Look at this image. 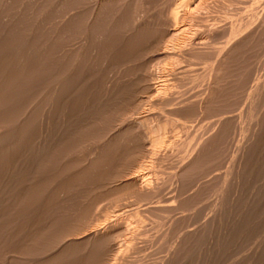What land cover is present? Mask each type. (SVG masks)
<instances>
[{
  "label": "rangeland",
  "instance_id": "obj_1",
  "mask_svg": "<svg viewBox=\"0 0 264 264\" xmlns=\"http://www.w3.org/2000/svg\"><path fill=\"white\" fill-rule=\"evenodd\" d=\"M6 1L0 264H264V0Z\"/></svg>",
  "mask_w": 264,
  "mask_h": 264
},
{
  "label": "bare ground",
  "instance_id": "obj_2",
  "mask_svg": "<svg viewBox=\"0 0 264 264\" xmlns=\"http://www.w3.org/2000/svg\"><path fill=\"white\" fill-rule=\"evenodd\" d=\"M5 1H6V0H5ZM22 1H24V0H22ZM59 1H60V0H59ZM61 1H62V0H61ZM89 1H90V0H89ZM6 2H8V1H6ZM6 2H5V3H6ZM13 2H14V1H13ZM13 2H12V3H13ZM15 2L17 3L18 1H15ZM15 2H14V3H15ZM20 2H21V0H20ZM25 2H26V1H25ZM96 2H97V1H96ZM98 2H99V1H98ZM142 2H143V1H142ZM220 2H221V1H220ZM14 3H13V4H14ZM61 3H62V2H61ZM83 3H84V1H83ZM86 3H87V2H86ZM187 3H189V1H188ZM200 3H201V2H200ZM0 4H1V3H0ZM98 4H100V2H99ZM195 4H196V3H195ZM222 4H223V3H222ZM230 4H231V3H230ZM2 5H5L4 2H3ZM9 5H10V4H8V6H9ZM11 5H12V4H11ZM19 5H21V4H19ZM50 5H51V4H50ZM50 5H49V6H50ZM81 5H82V4H81ZM88 5H89V4H88ZM91 5H92V4H91ZM187 5H190V4H187ZM219 5H220V4H219ZM12 6H15V5H12ZM62 6H63V5H62ZM82 6H83V5H82ZM205 6H206V5H205ZM222 6H223V5H222ZM4 7H6V5H5ZM15 7H16V6H15ZM50 7H51V6H50ZM99 7H100V6H99ZM219 7H220V6H219ZM8 8H10V6H9ZM8 8H7V9H8ZM24 8H25V7H24ZM57 8H58V7H57ZM88 8H90V7H88ZM91 8H92V7H91ZM201 8H202V7H201ZM204 8L206 9V7H204ZM204 8H203V9H204ZM208 8H209V7H208ZM228 8L231 9V7H228ZM5 9H6V8H5ZM7 9H6V12H7ZM22 9H23V8H22ZM51 9H52V7H51ZM79 9H80V8H79ZM93 9H94V8H92V11H93ZM110 9H111V8H110ZM203 9H202V10H203ZM2 10H3V15H4V8H2V9L0 8V11H2ZM11 10H12V8H11ZM57 10H58V9H57ZM59 10H60V9H59ZM83 10H84V9H83ZM83 10H82V13L85 14V12H83ZM86 10H87V9H86ZM88 10H89V9H88ZM96 10H99V9L96 8ZM219 10H220V9H219ZM23 11H25V10H23ZM23 11H22V12H23ZM60 11H61V10H60ZM90 11H91V10H90ZM90 11H89V12H90ZM80 12H81V11H80ZM80 12H79V13H80ZM110 12H111V11H110ZM204 12H205V11H204ZM7 13H8V12H7ZM51 13H52V12H51ZM90 13H91V12H90ZM167 13H168V12H167ZM169 13H170V11H169ZM208 13H209V12H208ZM14 14H15V13H14ZM55 14H56V13H55ZM110 14L112 15L113 13H110ZM110 14H107V15L109 16ZM1 15H2V14H1ZM1 15H0V16H1ZM5 15H6V14H5ZM52 15H53V14H52ZM103 15H104V14H103ZM107 15H106V16H107ZM164 15H165V14H164ZM197 15H198V14H197ZM216 15H218V14H216ZM229 15H230V14H229ZM27 16H28V15H27ZM54 16H55V15H54ZM54 16H53V17H54ZM88 16H89V15H88ZM94 16H95V14H94ZM104 16H105V15H104ZM106 16H105V18H106ZM167 16H168V15H167ZM203 16H204V15H203ZM209 16H210V15H209ZM3 17H4V16H3ZM3 17H2V18H3ZM18 17H19V15H18ZM18 17H17V18H18ZM77 17H78V16H77ZM80 17H81V15H80ZM83 17H85V15H84ZM83 17H82V19H83ZM92 17H93V15H92ZM101 17H103V16H101ZM78 18H79V17H78ZM88 18H89V17H88ZM165 18H166V17H165ZM169 18H171V16H169ZM169 18H168V20H169ZM222 18H223V17H222ZM10 19H11V18H10ZM19 19H20V17H19ZM51 19H52V18H51ZM79 19H80V18H79ZM82 19H81V20H82ZM94 19H95V18H94ZM113 19H114V18H113ZM206 19H207V16H206ZM208 19H209V18H208ZM12 20H13V19H12ZM52 20H53V19H52ZM87 20H89V19H87ZM100 20H101V19H100ZM6 21H7V20H6ZM83 21H84V20H83ZM108 21H109V20H108ZM206 21H207V20H206ZM4 22H5V21H4ZM16 22H17V20H16ZM16 22H15V23H16ZM84 22H87L86 19H85ZM84 22H81V21H80V22H78V24L81 23V25H82V23L84 24ZM168 22H169V21H168ZM175 22H176V21H174V23H175ZM98 23H99V22H98ZM110 23H111V22H110ZM174 23H173V24H174ZM194 23H195V22H194ZM8 24H9V23H8ZM10 24H11V23H10ZM18 24H20V22H19ZM71 24H74V22L71 23ZM88 24H89V23H88ZM99 24H100V23H99ZM168 24H169V23H168ZM168 24H167V25H168ZM206 24H207V23H206ZM208 24H209V23H208ZM74 25H76V24H74ZM74 25H72V26H74ZM84 25H85V24H84ZM84 25H83V26H84ZM72 26H71V27H72ZM106 26H107V25H106ZM165 26H166V25H165ZM33 27H34V26H33ZM76 27H77V26H76ZM155 27H156V26H155ZM197 27H198V26H197ZM202 27H204V26H202ZM206 27H207V26H206ZM230 27L232 28V26H230ZM19 28H21V27H19ZM74 28H75V27H74ZM77 28H78V27H77ZM85 28H86V27H85ZM106 28H107V27H106ZM166 28H167V27H166ZM173 28H174V27H173ZM173 28H172V29H173ZM207 28H208V27H207ZM207 28H206V29H207ZM68 29H69V28H68ZM198 29H199V28H198ZM225 29H226V27H225ZM70 30H71V29H70ZM86 30H87V29H86ZM164 30H165V29H164ZM168 30H169V29H168ZM207 30H208V29H207ZM207 30H206V33H208ZM219 30H220V29H219ZM231 30H232V29H231ZM12 31H13V30H12ZM15 31H16V30H15ZM82 31H84V30H82ZM162 31H163V30H162ZM223 31H224V30H223ZM234 31H235V30L231 31V32L228 33L227 35H229V34H230V35L234 34V33L236 32V31H235V32H234ZM74 32H75V31H74ZM76 32H78V31H76ZM86 32H87V31H86ZM95 32H96V31H95ZM225 32H226V31H225ZM239 32H240V31H239ZM68 33H69V31H68ZM78 33H79V32H78ZM165 33H167V32H165ZM210 33H211V32H210ZM220 33H221V32H220ZM73 34H74V33H73ZM81 34H82V32H81ZM102 34H103V33H102ZM12 35H13V34H11V37H12ZM172 35H173V34H172ZM172 35H171V37H173ZM235 35H236V34H235ZM39 36H40V35H39ZM65 36H66V35H65ZM74 36H75V35H74ZM79 36H80V35H79ZM177 36H178V35H177ZM177 36H176V37H177ZM232 36H233V35H232ZM239 36H240V35H239ZM8 37H9V36H8ZM66 37H67V36H66ZM66 37H65L64 39H66ZM69 37H71V36H69ZM100 37H101V36H100ZM100 37H99V38H100ZM146 37H147V36H146ZM4 38H5V37H4ZM31 38H32V37H31ZM167 38H168V37H167ZM5 39H6V38H5ZM9 39H10V38H8L7 40H9ZM70 39H71V38H70ZM70 39H69V40H70ZM87 39H88V38H87ZM93 39H94V38H93ZM217 39H218V38H217ZM240 39H241V38H240ZM0 40H1V39H0ZM66 40H67V39H66ZM77 40H78V39H77ZM142 40H143V39H142ZM174 40H175V39H174ZM228 40H229V39H228ZM236 40H237V39H236ZM1 41H2V40H1ZM9 41H10V40H9ZM9 41H8V42H9ZM70 41H73V39L70 40ZM75 41H76V40H75ZM92 41H93V40H92ZM94 41H95V40H94ZM145 41H146V40H145ZM175 41H176V40H175ZM184 41H185V40H184ZM229 41H230V40H229ZM98 42H99V41H98ZM146 42H147V41H146ZM159 42H160V41H159ZM2 43H3V42H2ZM100 43L102 44L101 41H100ZM164 43H165V41H164ZM173 43H174V42H173ZM215 43H217V42H215ZM58 44H59V43H58ZM69 44H70V43H69ZM73 44H74V42H73ZM78 44H79V42H78ZM162 44H163V43H162ZM165 44H166V43H165ZM174 44H175V43H174ZM218 44L221 45V43H219V42H218ZM1 45H2V44H1ZM1 45H0V46H1ZM71 45H72V44H71ZM99 45H100V44H99ZM214 45H215V44H214ZM220 45H219V47H221ZM223 45H224V44H223ZM223 45H222V46H223ZM228 45H229V44H228ZM2 46H3V45H2ZM65 46H66V45H65ZM76 46H77V44H76ZM76 46H75V47H76ZM162 46H163V45H162ZM176 46H177V45H176ZM236 46H237V45H236ZM66 47H68V46H66ZM80 47H81V46H80ZM225 47H226V46H224V49H223V50L226 49ZM228 47H230V46H228ZM0 48H1V47H0ZM3 48H4V47H3ZM62 48L64 49V47H62ZM99 48H100V47H99ZM213 48H214V47H213ZM54 49H55V48H54ZM69 49L72 50L73 47H72V49H71V47H70ZM75 49H76V48H75ZM154 49H155V48H154ZM165 49H166V48H165ZM174 49H175V48H174ZM1 50H2V49H1ZM1 50H0V51H1ZM66 50H68V48H66ZM70 50H69V51H70ZM169 50H170V49H169ZM172 50H173V49H172ZM216 50L218 51V49H216ZM227 50H228V49H227ZM232 50H233V49H232ZM2 51H3V50H2ZM28 51H29V50H28ZM64 51H65V50H64ZM69 51H67V52H69ZM73 51H75V50H73ZM80 51H81V50H80ZM212 51H213V50H212ZM212 51H211V52H212ZM220 51H221V49H220ZM237 51H238V50H237ZM70 52H71V51H70ZM87 52H88V50H87ZM166 52H167V51H166ZM0 53H1V52H0ZM164 53H165V52H164ZM168 53H169V52H168ZM173 53H175V52H173ZM181 53H182V52H181ZM183 53H184V52H183ZM226 53H227V52H226ZM226 53H225V54H226ZM233 53H234V52H233ZM235 53H236V52H235ZM78 54H79V50H78ZM161 54H162V53H161ZM165 54H166V53H165ZM165 54H164V55H165ZM170 54H171V53H170ZM58 55H59V54H58ZM82 55H83V54H82ZM82 55L80 54V56H82ZM167 55H168V54H167ZM183 55H184V54H183ZM231 55H232V54H231ZM171 56H172V55H171ZM171 56H170V57H171ZM177 56H179V55L177 54ZM177 56H176V57H177ZM15 57H16V56H15ZM15 57H14V58H15ZM166 57H167V56H166ZM181 57H182V56H181ZM181 57H180L179 59H182ZM56 58H57V57H56ZM144 58H145V57H144ZM59 59H60V57H59ZM59 59H58V61H60ZM73 59H74V58H73ZM179 59H178V60H179ZM16 60H17V59H16ZM53 60H55L54 57H53ZM18 61H19V60H18ZM61 61H62V59H61ZM73 61H74V60H73ZM73 61H72V62H73ZM118 61H119V60H118ZM180 61H181V60H180ZM180 61H179V63H180ZM19 62H20V61H19ZM77 62H78V61H77ZM77 62H76V63H77ZM183 62H184V61H183ZM55 63H57V61H55ZM74 63H75V61H74ZM17 64H18V63H17ZM49 64H50V63H49ZM57 64H58V63H57ZM59 64H60V63H59ZM144 64H146V63H144ZM177 64H178V63H177ZM177 64H175V65H177ZM6 65H7V64H6ZM74 65H75V64H74ZM74 65H73V66H74ZM178 65H179V64H178ZM178 65H177V66H178ZM53 66H54V65H53ZM53 66H52V67H53ZM119 66H120V65H119ZM144 66H145V65H144ZM152 66H153V65H152ZM52 67H51V68H52ZM54 67H56V65H55ZM70 67H72V66H70ZM83 67H84V66H83ZM175 67H176V66H175ZM58 68H59V67H58ZM60 68H61V67H60ZM63 68H64V67H63ZM63 68H62V69H63ZM72 68L74 69V68H76V66H75V67H72ZM52 69H53V68H52ZM55 69H56V68H55ZM152 69H153V68H152ZM60 70H61V69H60ZM63 70H64V69H63ZM70 70L72 71L71 68H70ZM78 70H79V69H78ZM83 70H84V69H83ZM52 71H53V70H52ZM65 71H66V70H65ZM176 71H177V70H176ZM56 72L58 73V71H56ZM63 72H64V71H63ZM145 72H146V71H145ZM61 73H62V72H61ZM172 73H173V72H172ZM172 73H171V74H172ZM259 74H260V73H259ZM262 74H263V73H262ZM262 74H261V75H262ZM73 75H74V74H73ZM76 75H78V74H76ZM53 76H55V75H53ZM56 76H57V75H56ZM64 76L66 77L65 72H64ZM149 76H150V75H149ZM154 76H155V75H154ZM42 77H43V76H42ZM59 77H60V76H59ZM70 77H71V76H70ZM79 77H80V76H79ZM174 77H175V76H174ZM56 78H58V77H56ZM63 78H64V77H63ZM146 78H148V77H146ZM171 78H172V76H171ZM175 78H176V77H175ZM253 78H254V77H253ZM260 78H262V77H260ZM53 79H54V78H53ZM53 79H52V80H53ZM256 79H257V78H256ZM3 80H4V79H3ZM46 80H47V79H46ZM67 80H69V79L67 78ZM146 80H147V79H146ZM173 80H175V79H173ZM254 81H255V80H254ZM259 81H260V80H259ZM50 82H51V81H50ZM53 82H54V81H53ZM64 82H66V81H64ZM73 82H74V81H73ZM2 83H3V82H2ZM7 83H8V82H7ZM54 83H56V82H54ZM66 83H67V82H66ZM70 83H72V82L70 81ZM170 83H171V82H170ZM170 83H169V84H170ZM177 83H178V82H177ZM179 83H180V82H179ZM5 84H6V83H5ZM49 84H50V83H49ZM156 84H157V83H156ZM173 84H174V82H173ZM175 84H176V83H175ZM8 85H9V83H8ZM42 85H43V84H42ZM42 85H41V86H42ZM45 85H46V84H45ZM45 85H44V86H45ZM2 86H3V85H2ZM4 86H5V85H4ZM9 86H10V85H9ZM52 86H53V85H52ZM252 86H253V85H252ZM84 87H85V86H84ZM149 87H150V85H149ZM164 87H165V86H164ZM260 87H261V86H260ZM7 88H8V87H7ZM10 88H11V87H10ZM40 88H41V87H40ZM40 88H39V89H40ZM147 88H148V87H147ZM155 88H156V87H155ZM175 88H176V86L174 87V89H175ZM263 88H264V87H263ZM3 89H4V88H3ZM43 89H44V88H43ZM166 89H167V88H166ZM11 90H12V89H11ZM13 90H14V89H13ZM148 90H149V89H148ZM45 91H46V89H45ZM263 91H264V90H263ZM10 92H11V91H10ZM184 92H185V91H184ZM40 93H43V92L41 91ZM40 93H39V94L37 93L36 95L40 96ZM149 93H150V91H149ZM13 94H14V93H13ZM44 94H45V93H44ZM41 95H42V94H41ZM150 95H151V94H150ZM156 95H157V94H156ZM38 96H36V97H38ZM43 96H44V95H43ZM148 96H149V95H148ZM5 97H6V95H5ZM123 97H124V96H123ZM149 97H150V96H149ZM38 98H39V97H38ZM185 98H186V97H185ZM124 100H125V99H124ZM157 100H158V99H157ZM41 101L43 102V100H41ZM184 101H185V100H184ZM184 101H183V102H184ZM158 102H159V101H158ZM179 102L181 103L180 100H179ZM199 102H200V101H199ZM7 103H8V102H7ZM168 103H169V102H168ZM180 103H178V104L181 106ZM184 103H185V102H184ZM193 103H194V101H193ZM195 103L197 104V102H195ZM201 103H202V102H201ZM9 104H10V102H9ZM182 104H183V103H182ZM196 104H195V105H196ZM208 104H209V103H208ZM159 105H160V104H159ZM164 106H165V105H164ZM175 106H177V105H175ZM182 106H183V105H182ZM182 106H181V107H182ZM202 106H203V105H202ZM206 106H207V105H206ZM209 106H210V105H208V107H209ZM157 107H158V106H157ZM178 107H179V106H178ZM206 108H207V107H206ZM206 108H205V109H206ZM179 109H180V108H178V110H179ZM181 109H182V108H181ZM201 109H202V108H201ZM201 109H200V110H201ZM205 109H204V110H205ZM120 110H121V109H120ZM178 110H177V111H178ZM194 110H195V109H194ZM207 110H208V109H207ZM185 111H186V110H185ZM9 112H10V111H9ZM9 112H8V113H9ZM163 112H164V111H163ZM178 112H179V111H178ZM194 112H195V111H194ZM197 112H198V111H197ZM197 112H196V113H197ZM202 112H203V111H202ZM213 112H214V111H213ZM8 113H7V114H8ZM174 113L177 114L176 110L174 111ZM174 113H173V114H174ZM190 113H191V112H190ZM204 113H205V111H204ZM208 113H209V112H208ZM215 113H216V112H215ZM7 114H6V115H7ZM9 114H10V113H9ZM9 114H8V115H9ZM173 114H172V115H173ZM197 114H198V113H197ZM197 114H196V115H197ZM200 114H201V113H200ZM200 114H199V115H200ZM13 115H14V114L12 113L11 116H13ZM151 115H152V114H151ZM177 115H178V114H177ZM192 115H195V114H189V116H192ZM201 115H202V114H201ZM212 115H213V114H212ZM214 115H215V114H214ZM187 116H188V115H187ZM187 116H186V117H187ZM14 117H17V116H14ZM20 117H21V116H20ZM168 117H169V116H168ZM171 117H172V116H171ZM171 117H170V118H171ZM210 117H211V115H210ZM212 117H214V116H212ZM17 118H19V116H18ZM23 118H25V117H23ZM23 118H22V120L25 121L26 118H25V119H23ZM119 118H120V117H119ZM172 118H173V117H172ZM188 118H189V117H188ZM197 118H198V116H197ZM205 118H206V117H205ZM214 118H215V117H214ZM239 118H240V117H239ZM27 119H28V118H27ZM27 119H26V120H27ZM168 119H169V118H168ZM189 119H190V118H189ZM198 119H200V118H198ZM206 119H207V118H206ZM215 119H216V118H215ZM170 120H171V119H170ZM172 120H173V119H172ZM174 120H175V119H174ZM174 120H173V121H174ZM183 120H184V119H183ZM200 120L202 121V119H200ZM207 120H208V119H207ZM209 120H210V119H209ZM213 120H214V119H213ZM5 122H6V121H5ZM7 122H8V121H7ZM27 122H30V120H27ZM33 122H34V121H32V122H30V123H33ZM101 122H102V121H101ZM126 122H127V121H126ZM133 122H134V121H133ZM176 122H177V121H176ZM217 122H218V121H217ZM9 123H10V120H9ZM172 123H173V122H172ZM185 123H186V122H185ZM128 124H129V123H128ZM166 124H167V123H166ZM196 124H197V123H196ZM205 124H206V123H205ZM209 124H210V123H209ZM213 124H214V123H213ZM182 125H185V124H181V126H182ZM198 125H199V123H198ZM167 126H168V125H167ZM205 126H206V125H205ZM208 126H211V124L208 125ZM182 127L184 128V126H182ZM203 127H204V126H203ZM1 128H2V127H1ZM120 128H121V126H120ZM163 128H164V127H163ZM177 128H178V127H177ZM170 129H171V128H170ZM198 129H200V128H198ZM198 129H197V130H198ZM111 130H112V129H111ZM114 130H115V129H114ZM177 130H178V129H177ZM179 130H180V129H179ZM193 130H195V129H193ZM109 131H110V130H109ZM121 131H122V130H121ZM163 131H164V130H163ZM183 131H184V130H183ZM206 131H208V129H207ZM247 131H248V130H247ZM12 132H13V131H12ZM197 132H198V131H197ZM204 132H205V131H204ZM248 132H249V131H248ZM21 133H22V132H21ZM46 133L49 134L48 131H47ZM241 133H242V132H241ZM246 133H247V132H246ZM19 134H20V133H19ZM118 134H119V133H118ZM195 134H196V133H195ZM204 134H205V133H204ZM5 135H6V134H5ZM181 135H182V134H181ZM200 135H201V134H200ZM179 136H180V135H179ZM195 136H196V135H195ZM198 136H199V135H198ZM198 136H196V137H198ZM211 136H212V135H211ZM204 137H205V136H204ZM51 138H52V137H51ZM179 138H180V137H179ZM198 138H199V137H198ZM205 138H206V137H205ZM205 138H204V139H205ZM248 138H249V137H248ZM120 139H122V138H120ZM186 139H187V138H186ZM202 139H203V138H202ZM204 139H203V140H204ZM19 140H21V139H19ZM159 140H160V139H159ZM180 140H181V139H180ZM183 140H184V139H183ZM116 141H117V140H116ZM118 141H119V140H118ZM197 141H198V140H197ZM197 141H196V142H197ZM249 141H250V140H249ZM31 142H32V141H31ZM44 142H45V141H44ZM120 142H121V141H120ZM193 142H194V141H193ZM203 142H204V141H203ZM205 142H206V141H205ZM239 142H240V141H239ZM45 143H46V142H45ZM136 143H137V142H136ZM188 143H189V142H188ZM190 143H191V142H190ZM258 143H259V142H258ZM62 144H63V143H61V145H62ZM145 144L147 145V143H145ZM172 144H173V143H172ZM191 144H192V143H191ZM191 144H189V146H190ZM193 144H194V143H193ZM197 144H199V143H197ZM203 144H204V143H203ZM1 145H2V144H1ZM14 145H15V144H14ZM134 145H135V144H134ZM181 145H182V143H181ZM46 146H47V145H46ZM118 146H119V145H118ZM197 146H198V145H197ZM247 146H248V145H247ZM5 147H6V146H5ZM132 148H133V147H132ZM178 148H179V147H177V149H178ZM190 148H191V147H190ZM198 148H199V147H198ZM235 148H236V147H235ZM247 148H248V147H247ZM180 149H181V148H180ZM186 150H188V149H186ZM195 150H196V149H195ZM131 151H132V150H131ZM176 151H177V150H176ZM197 151H198V149H197ZM203 151H204V150H203ZM195 152H196V151H195ZM178 153H179V152H178ZM138 154H139V153H138ZM181 154H182V153H180V155H181ZM193 154H194V153H193ZM170 155H171V154H170ZM173 155H174V153H173ZM178 155H179V154H178ZM184 155H185V154H184ZM200 155H201V154H200ZM137 156H138V155H137ZM188 156H189V155H188ZM195 156H196V155H195ZM197 157H198V156H197ZM199 157H201V156H199ZM206 157H208V156H206ZM141 158H142V157H141ZM124 159H125V158H124ZM138 159L140 160V158H138ZM177 159H178V158H177ZM181 159H182V158H181ZM192 159H193V157H192ZM199 159H200V158H199ZM206 159H207V158H206ZM134 160H135V159H134ZM186 160H187V159H186ZM204 160H205V159H204ZM136 161H137V160H136ZM178 161H179V160H178ZM190 161H191V160H190ZM210 161H211V160H210ZM201 162L203 163V161H201ZM207 162H208V161H207ZM177 163H178V162H177ZM204 163H205V161H204ZM198 164H200V163H198ZM212 164H213V163H212ZM138 165H139V164H138ZM191 165H192V164H191ZM196 165H197V164H196ZM196 165H194V166H196ZM203 165H204V164H203ZM205 165H206V164H205ZM200 166H201V165H200ZM200 166H199V167H200ZM182 167H183V166H182ZM186 167L188 168V166H186ZM191 167H192V168H191ZM196 167H197V166H196ZM199 167H198V168H199ZM203 167H204V166H203ZM232 167H233V166H232ZM170 168H171V167H170ZM172 168H173V167H172ZM179 168H180V167H179ZM184 168H185V167H184ZM201 168H202V167H201ZM201 168H200V169H201ZM214 168H215V167H214ZM189 169H190V170L193 169V166H189ZM189 169H188V170H189ZM196 169H197V168H196ZM200 169H198V170H200ZM212 169H213V168H212ZM215 169H216V168H215ZM183 170H184V169H183ZM183 170L181 171V173L183 172ZM188 170L186 169V171H188ZM190 170H189V171H190ZM193 170H195V169H193ZM186 171L184 170L185 173H187ZM191 171H192V170H191ZM195 171H196V170H195ZM184 172H183V173H184ZM81 173H82V172H81ZM181 173L178 174V176L181 175ZM187 175H189V174H187ZM178 176H177V177H178ZM197 176H198V175H197ZM199 176H200V175H199ZM206 176H207V175H206ZM16 177H17V176H16ZM175 177H176V176H175ZM177 177H176V178H177ZM185 177H186V175H185ZM183 178H184V177H183ZM197 178H198V177H196V179H197ZM185 179H186V178H185ZM201 179H202V176H201L200 180H201ZM243 179H244V178H243ZM134 180H135V178H134ZM197 180H199V179H197ZM35 181H36V180H35ZM166 181H167V180H166ZM186 182H187V181H186ZM245 182H246V181H245ZM240 183H241V182H240ZM122 184H123V183H122ZM122 184H121V186H122ZM161 184H162V183H161ZM167 184H168V183H167ZM192 184H193V182H192ZM203 184H204V183H203ZM204 185H205V184H204ZM236 185H237V184H236ZM200 186H201V185H200ZM200 186H199V187H200ZM215 186H216V185H215ZM170 187H171V186H170ZM193 187H194V186H193ZM191 188H192V187H191ZM47 189H48V188H47ZM47 189H45V190H47ZM167 190H168V188H167ZM195 190H196V188H195ZM120 191H121V190H120ZM25 192H26V191H25ZM211 192H212V191H211ZM228 192H229V191H228ZM123 194H124V192H123ZM209 196H210V195H209ZM236 196H237V195H236ZM129 198H130V197H129ZM164 199H165V198H164ZM182 199H183V198H182ZM221 200H222V199H221ZM219 201H220V200H219ZM236 201H238V200L236 199ZM221 202H222V201H221ZM139 203H140V202H139ZM221 204H222V203H221ZM162 205H163V204H162ZM223 205H224V204H223ZM234 205H235V204H234ZM45 206H46V205H45ZM214 206H215V205H214ZM217 206H218V205H217ZM163 207H164V206H163ZM224 207H225V206H224ZM238 207H239V206H238ZM217 208H218V207H217ZM219 208H220V207H219ZM46 209H47V208H46ZM144 210H145L146 212H148V211H147L148 209H145V208H144ZM219 211H220V209H219ZM243 211H244V210H243ZM225 212H226V211H225ZM149 213H150V211H149ZM152 214H153V212H152ZM152 214H150V215H152ZM223 214H224V213H223ZM229 214H230V213H229ZM229 214H228V215H229ZM228 215H227V216H228ZM154 216H155V214H154ZM244 216H245V215H244ZM248 216H249V215H248ZM156 217H157V215H156ZM239 218H240V217H239ZM155 219H157V218H155ZM52 220H53V219H52ZM158 220H159V219H158ZM225 221H226V220H225ZM231 221H233V220H231ZM115 223H116V222H115ZM161 223H162V221H161ZM165 224H166V223H165ZM165 224H164V225H165ZM162 225H163V224H162ZM118 227H119V226H118ZM171 229H172V228H171ZM254 230H255V229H254ZM109 231H110V230H109ZM118 231H119V230H118ZM132 231H133V230H132ZM65 232H66V231H65ZM66 233H67V232H66ZM66 233H65V235H66ZM176 233H177V232H176ZM255 233H256V232H255ZM67 234H68V233H67ZM173 234H174V232H173ZM238 234H239V233H238ZM69 235H72V234L69 233ZM69 235H68L67 239L69 238ZM77 235H78V234H77ZM174 235H175V234H174ZM255 235H256V234H255ZM176 236H177V235H176ZM239 236H240V235H239ZM239 236H238V237H239ZM73 237H74V236H73ZM82 237H83V236H82ZM113 237H114V236H113ZM178 237H179V236H178ZM181 237H183V236H181ZM181 237H180V239H182ZM63 238H64V237H63ZM74 238H75V237H74ZM80 238H81V236H80ZM241 238H242V237H241ZM49 239H50V238H49ZM65 239H66V238H65ZM72 239H73V238H72ZM76 239H77V238H76ZM128 239H129V238H128ZM236 239H237V238H236ZM68 240H69V239H68ZM44 241H45V240H44ZM79 241H80V240H79ZM62 242H63V241H62ZM64 242H65V241H64ZM79 243H80V242H79ZM79 243H78V244H79ZM116 243H117V242H116ZM240 243H241V242H240ZM240 243H239V244H240ZM45 244H46V243H45ZM191 244H192V243H191ZM42 245H43V244H42ZM69 245H70V244H69ZM240 245H242V244H240ZM63 246H64V245H63ZM127 246H128V244H127ZM42 247H43V246H42ZM243 247H244V246H243ZM65 248H66V247H65ZM197 249H198V248H197ZM195 251H196V249H195ZM197 252H198V251H197ZM115 257H116V256H115ZM54 259H55V258H54ZM61 261H62V260H61ZM107 264H108V263H107ZM109 264H110V263H109Z\"/></svg>",
  "mask_w": 264,
  "mask_h": 264
}]
</instances>
